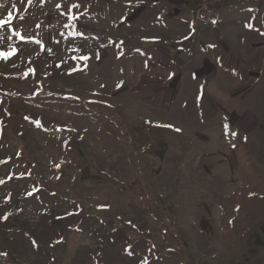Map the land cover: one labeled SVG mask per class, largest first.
<instances>
[{"label":"rangeland","instance_id":"1","mask_svg":"<svg viewBox=\"0 0 264 264\" xmlns=\"http://www.w3.org/2000/svg\"><path fill=\"white\" fill-rule=\"evenodd\" d=\"M175 1L0 0V264H264V0Z\"/></svg>","mask_w":264,"mask_h":264},{"label":"crops","instance_id":"2","mask_svg":"<svg viewBox=\"0 0 264 264\" xmlns=\"http://www.w3.org/2000/svg\"><path fill=\"white\" fill-rule=\"evenodd\" d=\"M188 1L192 4V6H190V7H184V5L182 6V4L180 2H177V1L172 2V4L175 5V6H171L168 3L163 4L164 6L160 10L161 15L163 16L162 17L163 20L168 21L170 23H173V22L176 23V22H178V25H179V22L181 20H183V19L181 18L182 16H180V15H178L176 13H183V12L187 11V16H184L185 17L184 18V21L187 23V25H191L192 30H194L193 27L195 25H193V23L189 19V14H190V12H192L194 14V22H195V10H196V6H195V3H194L193 0H188ZM237 2L238 3H241L242 0H228L227 4L224 7H222L217 12V14L215 16L222 17L225 22H228V20H230V22L231 21H234V20H238L239 16L241 18V16H243V15L238 10L237 11H233L234 9H236L235 7L238 6V4L234 5V3H237ZM170 29L172 30L174 28H170ZM199 29L200 28H198V30ZM216 37H217V35H216ZM222 41L223 40H221V42ZM174 42H177V41H174ZM174 42L166 41V43H169V44L170 43H174Z\"/></svg>","mask_w":264,"mask_h":264},{"label":"built area","instance_id":"3","mask_svg":"<svg viewBox=\"0 0 264 264\" xmlns=\"http://www.w3.org/2000/svg\"><path fill=\"white\" fill-rule=\"evenodd\" d=\"M196 6L195 27H212L217 30V38L223 40V33L215 21V15L224 7L228 0H193ZM22 219L29 223H36L37 218L34 214H22Z\"/></svg>","mask_w":264,"mask_h":264},{"label":"snow or ice","instance_id":"4","mask_svg":"<svg viewBox=\"0 0 264 264\" xmlns=\"http://www.w3.org/2000/svg\"><path fill=\"white\" fill-rule=\"evenodd\" d=\"M73 7H79V5H73ZM11 15V14H9ZM7 23V21L0 19V27H3L5 24ZM23 38V37H21ZM16 50L13 49V52H15ZM13 52H2L0 51V59H4L7 60L12 54ZM233 135H235V133H233Z\"/></svg>","mask_w":264,"mask_h":264}]
</instances>
